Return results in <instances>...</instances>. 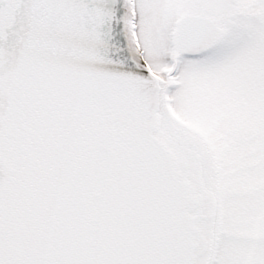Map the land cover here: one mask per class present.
I'll return each instance as SVG.
<instances>
[{
  "label": "snow or ice",
  "instance_id": "obj_1",
  "mask_svg": "<svg viewBox=\"0 0 264 264\" xmlns=\"http://www.w3.org/2000/svg\"><path fill=\"white\" fill-rule=\"evenodd\" d=\"M0 264H264V0H0Z\"/></svg>",
  "mask_w": 264,
  "mask_h": 264
}]
</instances>
